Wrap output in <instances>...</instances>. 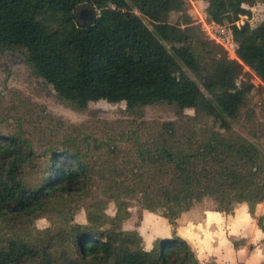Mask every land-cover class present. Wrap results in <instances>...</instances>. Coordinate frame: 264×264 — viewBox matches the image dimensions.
I'll return each instance as SVG.
<instances>
[{
  "label": "trees",
  "instance_id": "16d2710c",
  "mask_svg": "<svg viewBox=\"0 0 264 264\" xmlns=\"http://www.w3.org/2000/svg\"><path fill=\"white\" fill-rule=\"evenodd\" d=\"M132 1L153 30L139 22L126 0H0V44L27 47L36 74L75 110L105 101L125 103L137 112L150 101L175 106L181 114L195 113L181 123L154 128L143 124L145 133L134 136V159L117 152L109 160L90 161L75 149L55 151L37 185L27 173L33 152L15 137L0 136V223L7 232L0 264H39L42 259L43 264H53L45 248L29 238L34 220L44 217L57 199L87 194L94 177L115 201L116 217L106 214L102 201L93 204L88 225H68L57 238L70 251L60 264H201L177 234L181 214L205 197H213L226 214H233L235 204L245 203L255 216L256 207L264 203V154L236 135L231 123L248 109L256 89L245 68L264 83V21L256 28L248 23L233 26L235 60L206 40L186 0ZM194 1L208 4L209 20L227 25L250 15L245 6L257 0ZM82 7L97 9V18L82 23ZM173 14L180 16L177 24L170 23ZM183 68L197 74L210 68L208 96ZM210 116L223 132L202 125ZM134 197L173 227L172 236L151 250L145 249L138 232L116 226L127 217L128 200ZM109 222L112 228L104 230ZM258 225L264 227V217Z\"/></svg>",
  "mask_w": 264,
  "mask_h": 264
},
{
  "label": "rangeland",
  "instance_id": "374dc122",
  "mask_svg": "<svg viewBox=\"0 0 264 264\" xmlns=\"http://www.w3.org/2000/svg\"><path fill=\"white\" fill-rule=\"evenodd\" d=\"M126 1L132 7L139 22L153 30V25L140 13L139 7L132 0ZM186 1L189 3V13L194 24L200 26L201 32L207 37L206 40L211 42L203 30L208 18L206 14L208 4L203 1ZM245 8L251 14L241 17L240 27L248 23L252 28H256L264 21L263 0H257L253 6H245ZM94 9L82 7L78 11V16L83 11L89 12ZM98 13L97 10V15ZM179 20L180 16L173 14L170 23L177 24ZM224 50L230 59H238L231 46ZM29 55L30 52L24 45L0 44V136L15 137L23 143L28 152H33V157L27 161L28 180L33 185L39 184L46 176L45 172L51 166V156L55 151L75 149L74 152H81L90 161L104 159L106 161L114 157L117 152L123 158L134 159L136 156L134 136L139 137L138 132H142L143 124L154 128L163 123L185 122L188 117L195 115L192 110H185L181 114L175 106L150 101H146L142 109L137 112L130 111L125 103L109 104L105 101L91 103L85 111L75 110L63 103L54 88L36 74ZM202 55L209 57L207 51ZM183 69L208 96L205 82L210 68L202 74L187 68ZM245 72L251 76V82L256 89L249 96L248 109L242 112L237 121L231 123L236 135L255 144L264 154V83L249 68L246 67ZM202 125L223 132L216 126L213 116L203 119ZM88 188L90 191L82 197L67 201L57 199L59 201L47 210L44 217L32 222L29 238L34 244L45 248L53 264H60L70 252L66 246L57 243V238L65 228L69 227L68 225H88V211L93 204L102 201L106 214L111 218L116 217L115 201L104 194L102 184L97 177L93 178ZM240 205L235 204L237 210L236 212L234 210L233 214H226L220 212L219 203L213 197H205L201 202H195L188 212L178 218L179 220L187 216L186 218L191 219L189 221L193 229L182 228L186 235L185 239L190 241L194 252L209 253L208 263L234 264L236 261H231L237 258L233 253L234 250L243 249L246 254L243 255L244 260L247 261V257L254 255L255 251L259 258H252L250 264H264V241L257 237L261 230L258 225L259 217L250 214L254 220L242 219L240 216L244 211ZM127 212L124 221L121 224L117 221L116 226L121 225V230L126 232H138L146 250H151V246L159 240L170 238L163 235V231L167 230V224L164 225L161 221L163 217L143 209L138 197L128 200ZM147 213L154 217L145 218ZM112 226L109 222L103 229L107 230ZM154 229L162 232L155 234ZM36 230L42 233L39 234ZM6 234L0 223V246ZM156 235H161V238L154 240ZM147 245L151 248L147 249ZM38 262L43 264L44 259Z\"/></svg>",
  "mask_w": 264,
  "mask_h": 264
},
{
  "label": "crops",
  "instance_id": "0c3cea01",
  "mask_svg": "<svg viewBox=\"0 0 264 264\" xmlns=\"http://www.w3.org/2000/svg\"><path fill=\"white\" fill-rule=\"evenodd\" d=\"M240 205V204H239ZM240 207H243V215L242 216H240L242 219H245V218H248V219H253L252 218V216L250 215V212H249V208H248V206H247V204H241L240 205ZM236 210H237V208L235 209V212H236ZM239 215V214H238ZM255 216L256 217H264V205H262V204H259L258 206H257V208H256V211H255ZM146 217H154V216H152V214H149V213H147L146 214V216H145V218ZM187 216H184L183 218H181V219H179L178 221H177V234L181 237V238H183L184 240H186L185 239V237H186V235H185V232H184V230L182 229V228H184V227H186V228H188V229H190V230H192L193 229V225H192V223H191V221H189V220H191V219H188V218H186ZM254 220V219H253ZM161 221H162V223L164 224V225H166V231H163V235H165V236H172V234H173V227L168 223V221L166 220V219H161ZM186 221V222H185ZM141 229V228H140ZM160 230H156V229H154L153 230V233H155V234H157L158 232H159ZM160 232H162V231H160ZM154 237V236H153ZM257 237L259 238V239H261V241L263 242L264 241V227L263 228H261V230L258 232V235H257ZM157 238H161V235L160 236H158V235H156L155 236V238H154V240L155 239H157ZM189 244H190V241H188V240H186ZM191 245V244H190ZM193 245V244H192ZM150 246V245H149ZM148 245H147V249H150L151 247H153V246H151V247H149ZM256 249H258V248H256ZM234 250V249H233ZM194 251V250H193ZM195 253H197L196 255H197V258H198V260L199 261H201L200 263L201 264H204V263H208L209 262V253L207 252V251H200L199 253L198 252H195ZM233 253H235V255L237 256V258L236 259H234V260H231V261H236L235 263L236 264H240V263H242V264H250V260L252 259V258H259L257 255H256V253H255V251H254V255H249L248 257H247V261L246 260H244V257H243V255L245 256L246 254H245V250H243V249H240V250H237V251H235L234 250V252ZM202 260L204 261V262H202ZM234 263V264H235Z\"/></svg>",
  "mask_w": 264,
  "mask_h": 264
},
{
  "label": "built area",
  "instance_id": "2783aa9c",
  "mask_svg": "<svg viewBox=\"0 0 264 264\" xmlns=\"http://www.w3.org/2000/svg\"><path fill=\"white\" fill-rule=\"evenodd\" d=\"M245 16H247V15H245ZM241 17H243V16H241ZM206 19L207 20L204 23L203 30H204V32H206V34L208 35L210 40L213 41L214 43L220 45L224 49H228L231 46L236 53V50H235L236 42L234 39L233 26L235 25L238 28H241L239 26L240 20L234 24H231V25L230 24L229 25H220L214 21L209 20L208 18H206Z\"/></svg>",
  "mask_w": 264,
  "mask_h": 264
},
{
  "label": "water",
  "instance_id": "95a60500",
  "mask_svg": "<svg viewBox=\"0 0 264 264\" xmlns=\"http://www.w3.org/2000/svg\"><path fill=\"white\" fill-rule=\"evenodd\" d=\"M78 18L80 19V21L82 23H87V22L94 21L97 18V10L94 9V10L89 11V12L83 11V12L80 13Z\"/></svg>",
  "mask_w": 264,
  "mask_h": 264
}]
</instances>
